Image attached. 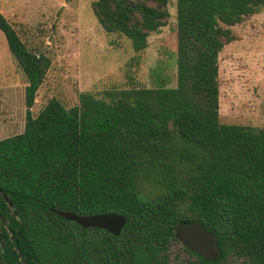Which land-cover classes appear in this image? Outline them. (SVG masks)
Segmentation results:
<instances>
[{
    "label": "trees",
    "instance_id": "trees-1",
    "mask_svg": "<svg viewBox=\"0 0 264 264\" xmlns=\"http://www.w3.org/2000/svg\"><path fill=\"white\" fill-rule=\"evenodd\" d=\"M106 33L135 53L166 26L168 0H95ZM264 12V0H176L174 87L80 93L29 109L50 67L0 11V32L27 79L22 133L0 140L2 264H169L174 227L197 221L220 258L197 264H264V127L219 122L218 55L231 27ZM51 210L121 214L118 236L83 229Z\"/></svg>",
    "mask_w": 264,
    "mask_h": 264
},
{
    "label": "rangeland",
    "instance_id": "rangeland-1",
    "mask_svg": "<svg viewBox=\"0 0 264 264\" xmlns=\"http://www.w3.org/2000/svg\"><path fill=\"white\" fill-rule=\"evenodd\" d=\"M95 0H0V11L29 49L45 52L50 67L29 109L32 117L50 98L65 108L80 93L101 97L108 89L174 87L176 83V0H168V23L135 53L130 41L106 33L91 10ZM235 40L218 55L219 122L264 127V12L231 27ZM27 79L0 32V140L23 132ZM169 264H197L173 241ZM228 258L223 264H240Z\"/></svg>",
    "mask_w": 264,
    "mask_h": 264
},
{
    "label": "water",
    "instance_id": "water-1",
    "mask_svg": "<svg viewBox=\"0 0 264 264\" xmlns=\"http://www.w3.org/2000/svg\"><path fill=\"white\" fill-rule=\"evenodd\" d=\"M60 218L73 222L83 229H100L107 233L118 236L125 226L126 219L121 214H93L78 215L66 211L51 210ZM3 219L0 215V221ZM174 238L182 244L186 250L195 253L206 261H216L220 258V250L214 235L205 229L200 222L183 221L174 227ZM2 238L0 235V246ZM18 254L21 256L20 250L17 248ZM0 264L1 256H0Z\"/></svg>",
    "mask_w": 264,
    "mask_h": 264
},
{
    "label": "flooded vegetation",
    "instance_id": "flooded-vegetation-1",
    "mask_svg": "<svg viewBox=\"0 0 264 264\" xmlns=\"http://www.w3.org/2000/svg\"><path fill=\"white\" fill-rule=\"evenodd\" d=\"M182 245V244H181ZM182 247H183V249L186 251V249H185V247L182 245ZM188 251V250H187ZM186 251V252H187ZM17 252V251H16ZM189 252V251H188ZM187 252V253H188ZM21 253V252H20ZM17 254H18V252H17ZM189 254V253H188ZM190 255V254H189ZM191 257H193L192 255H190ZM18 257H19V262H20V264H25L21 259H22V254H21V256L18 254ZM195 258V257H194ZM196 260V259H195ZM187 264H189V263H187ZM240 264H243V262L241 261L240 262Z\"/></svg>",
    "mask_w": 264,
    "mask_h": 264
}]
</instances>
